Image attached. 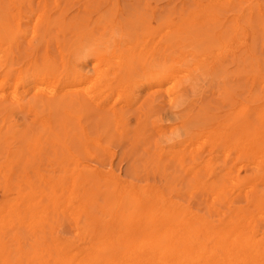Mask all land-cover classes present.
<instances>
[{
  "label": "rangeland",
  "instance_id": "374dc122",
  "mask_svg": "<svg viewBox=\"0 0 264 264\" xmlns=\"http://www.w3.org/2000/svg\"><path fill=\"white\" fill-rule=\"evenodd\" d=\"M229 2H239L243 8L251 2L261 4L259 10L264 11V0H0V22L8 18L13 20L11 17L17 14L18 7L28 11L24 13L23 10L24 15H20L18 19L19 30L15 28L16 21L0 27V65L9 69V78L36 70H39L40 75L51 77V80L41 82L37 90L33 88L26 95L24 91L27 88L17 87V97H25L24 100L28 101L33 99L35 93L48 96L50 92L53 94L49 95L55 97L64 93L71 96L79 87L85 89L89 86L90 94L101 101H95L96 104L93 102L95 105L88 104L91 108L65 105L66 107L54 109L56 111L53 112L51 109L35 106L15 112L10 132H18L17 135L28 132L31 137L35 132H51L42 138L39 151L31 155L32 157L29 155L31 163L27 169L31 175L37 169L36 172L41 176L50 175L49 177L55 179L61 176L66 180L63 191L56 186V190L51 192L57 198V205L61 207L59 218L51 223L56 230L53 231L54 235L76 244L87 240L95 242L99 235L98 215H105L109 219L106 215L113 209V201L105 199L106 193L118 195L124 189L136 194L152 186L163 191L166 197H178L177 200L184 205H191L204 213L197 197L190 198L183 193L191 174L180 169L175 162L176 157L183 160L185 168H197L195 166L205 161L212 165L218 176L228 171L224 168L231 167L229 174L235 179L253 177L250 168L260 160L259 157L264 161V152H259L252 158L239 157L238 151L244 149L248 153L253 149L254 142L246 141L243 134L237 143H233L236 132H229V124L221 122L227 118L224 117L225 113L229 114L241 105L253 108L261 104L256 98L264 92V85L257 78L253 81L250 72L263 68L264 20L258 19L255 12L250 25H245L241 20L237 24L240 33L238 29L234 31L237 25L229 21V18L236 10L224 9ZM41 15L42 18L51 16L50 19L57 21L43 37L40 23H35V19ZM237 32L239 34L234 35ZM179 33L186 36L187 40ZM158 46H161L160 49ZM136 49L138 50L135 51ZM140 51L144 54L137 55ZM241 54L245 59H238ZM125 58L133 59L132 66L137 63L134 72H126L128 69ZM141 58H145L143 60L156 70H164L169 66L165 86H147L149 81L142 75L143 69L138 64ZM74 67L81 73L83 80L77 85L67 84L63 92L61 85L72 81ZM124 73L127 74L126 77ZM99 74L101 75L98 76ZM93 77L98 79L97 82ZM171 83L172 88H169ZM2 89L7 97H11L12 89L9 86H3ZM171 94L176 97L172 106L167 103ZM9 120L6 113H0V125ZM17 138L16 145L22 148L24 141L22 142L21 136ZM202 149L205 151H201ZM72 164L78 169L76 184L69 176L74 167ZM64 168L67 169L64 171ZM83 173L96 176L93 175L89 181L80 185ZM202 174L205 179L212 180L214 177L211 174ZM79 186L83 189L80 190ZM230 187L229 185L228 188ZM87 193H91L90 198ZM179 193L182 196H177ZM243 205L239 199L233 200L234 207ZM80 227L87 229L86 239L80 234Z\"/></svg>",
  "mask_w": 264,
  "mask_h": 264
},
{
  "label": "bare ground",
  "instance_id": "6f19581e",
  "mask_svg": "<svg viewBox=\"0 0 264 264\" xmlns=\"http://www.w3.org/2000/svg\"><path fill=\"white\" fill-rule=\"evenodd\" d=\"M252 2L245 8H243L239 2H235V4H230V2L225 4L224 9L229 11H231L232 9L236 10L233 14H231V18H229V21H232L237 25L239 24V21L243 20L246 23L245 25H250L252 14H254L255 12H257L258 19H260L261 21L264 20V11L262 12L259 10L261 4H252ZM18 9L19 10L16 14L18 15V17L16 15H13L11 17L13 18V20L10 21V19L8 18L5 21L0 22V27L3 24L10 25L12 22L16 21L15 28L19 30L20 21L18 19L20 15H24L23 10L24 13H28V11H26V9H22L21 7H18ZM244 11H247L246 14H244ZM42 14H44V12ZM50 17L46 16L45 18H42L41 15L35 19L36 22L34 21L35 23H40V30L43 31L42 37L44 36V34L51 30L52 24L57 22L52 18L50 19ZM214 19L217 20L216 18ZM238 28L239 27L237 25L233 30L236 31ZM238 32L240 33L239 29ZM238 32L234 35L239 34ZM184 33L185 31L183 32V34ZM250 34L251 31L249 35ZM179 35L181 34L179 33ZM186 35H188V32L186 33ZM183 38H186L187 40L186 36ZM242 43L244 44V42ZM157 45H159V43L156 44V46ZM137 50L138 49H136L135 51ZM145 50L147 51V49ZM140 52L137 53V55H141L143 53ZM158 54L160 55L159 52ZM154 55L155 54H153V56ZM159 55L158 57H160ZM129 57L130 56H128V58ZM166 57L164 58L167 59ZM97 58L99 59V57ZM72 59L76 63V58L74 56ZM143 59L141 58L138 64H140L141 69H143L142 75L146 80L149 81H147V86H163L164 83L167 82V68L169 66L164 70H162L161 68V70H156L155 68L151 67L150 63ZM158 59H156L157 62ZM238 59L243 60L245 58L243 54H241ZM126 61L127 63L125 65L128 69L126 70V72H134L135 65L137 63L132 66V63H134L133 59L130 58ZM136 62H138V60ZM73 69L75 73L72 81L63 83L61 85V90L63 92L68 86L67 84L77 85L78 83H80L79 81L83 80V78H81V73L77 71L78 69H76V67H74ZM137 70L139 71V69ZM97 72L100 73V71ZM114 72L116 73V71ZM8 73L9 69H6V66L0 65V113L4 112L8 115V117H10L9 121L5 122L3 125H0V264H264V161L261 160L262 157H259L260 160L253 164L252 169L250 168V172L253 174V177H245L242 179H235L231 174H229L231 167L224 168L228 171L225 174H221L218 176L215 172V169L211 167L212 165L210 166L205 161L202 164H198V166H200L199 169L198 166H195L197 168L191 169V167L189 166V168H185L183 160H181L179 157H174L175 162L180 167V169L183 170L184 173L188 172V174H191V179L189 181H186V189L183 191V193L185 195L187 194L190 198L191 196L197 197V200H199L197 202H199L203 206L204 213H200L199 210L194 209L193 207H191V205H184L179 200H177L178 197L172 195L166 197L163 191H159L160 189L157 190L152 186H149L148 190H144L136 194L130 190L124 189L119 191L118 195H113L111 194L112 192L106 193L105 199H111V201H113V209L109 212V214L106 215L109 217V219H106L105 215H98L99 217L97 220V229L99 230V235L97 236V240L95 242L87 240L76 244L69 239L54 235L55 232L53 233V231L56 230L53 229L51 223L59 218V215L61 213L59 209L61 207L59 208V206L57 205V198L55 195H52V193L56 186L63 191L65 188L66 180L61 176L57 179H55L54 177H49L50 175L41 176L38 174V172H36L38 171L37 169L36 171H34V175H31L32 173L29 174V171L27 169L28 165L31 163L29 155L33 156L35 152L39 151L42 146V138H45V136H47L46 134L49 135V133L51 132H35L34 136L32 137L29 136L28 132H21V134L19 135L21 136L22 142L24 141L23 147L21 148L20 146L16 145L15 141L18 139L17 137H20L19 135H17L18 132H10L11 127L14 124L13 119L15 117V112L17 110L25 111L35 106H41L49 110L51 109L53 110V112L56 111L54 109L61 108L65 105L69 107L78 105L82 109L84 108V106H89L91 108V105H95V101H99V99L96 100L97 98L94 95H91L92 93L89 92V86H86L87 88L85 87V89L79 87V89L77 90H75L74 87L73 89L75 90V94L71 96H67L64 93L55 97V95H49L51 93L50 89V93L48 92V96L43 95L42 93H35L32 97V100L28 99V101H25V97H17V87L23 86L24 88H27L24 91V94L26 95L29 90H33V88L36 89L37 86L41 84V82L44 81L45 83L48 82L49 79L51 80V77L40 75L39 70L29 73L26 72L24 74L19 73V76H16L14 78H9ZM96 75L95 77H98L101 74H99L98 76ZM250 75L253 77V81H255L254 78H257L259 79V82L263 83L264 85V64L262 69L256 68L252 72H250ZM126 76L127 74L124 77ZM95 77H93L92 79L96 80ZM117 79L119 81V77ZM94 80H92L93 83L95 82ZM118 81L116 80V82ZM172 83L170 84L171 86L169 88H172ZM6 85L7 87L9 86V88L12 89V91H10L11 97H7L4 94V90L2 89V87ZM44 87L42 88L44 89ZM43 89L42 91H44ZM256 100L261 102L259 106L250 108L245 105H241L240 103L241 106H239V108H236L235 111L229 114L225 113L226 115L224 117L227 116V118L226 120L221 122L223 124H229L231 128L229 132H236L233 143H237L243 134L246 137V141L251 140L254 142L253 149H251L248 153L244 149L239 150V157L245 156V158H252L255 156V154L264 152V92L262 93V95L260 94V96L257 97ZM175 101L176 97H173L172 95L170 96L167 103L171 104L172 106L175 104ZM41 107L40 109H42ZM40 109L39 111H41ZM33 117L35 118L36 116ZM30 133L32 134V132ZM231 135L233 136L234 134L231 133ZM227 139L231 140L230 137H227ZM218 150L219 149H217V151ZM201 151L205 150L202 149ZM74 153L75 152H73V154ZM242 158L244 159V157ZM23 161L24 163H22ZM70 161L74 162L73 159H71ZM61 164H63V162ZM65 169L67 168H64V171ZM86 172L88 173V171ZM202 172L206 173L207 175H213V179H205ZM93 175L96 176V174L83 173V180L82 178L79 179L82 180L80 185L82 184V182L85 183L87 180L89 181L93 177ZM69 176L72 177L74 183L78 180L77 176H79V174L78 169L75 165L74 167H72ZM95 181L96 180H94V182ZM229 185L231 186L230 188H228ZM84 186L82 185V187ZM86 186L88 185L86 184ZM95 188L96 187L94 184V190ZM82 189L83 188H81L80 190ZM49 190L50 193H47V191ZM86 195H88V193ZM89 195L88 198H90ZM177 196H182V194L179 193L177 194ZM235 199H239L241 202H243L244 205L234 207L233 200ZM44 201H46V203H44ZM85 208L87 207L85 206ZM75 221L76 220H74V223ZM77 229L79 230V228ZM80 234L84 239H86L87 229L80 227Z\"/></svg>",
  "mask_w": 264,
  "mask_h": 264
}]
</instances>
